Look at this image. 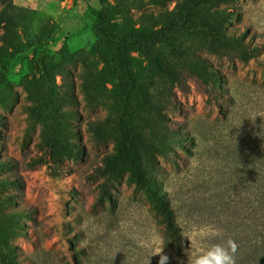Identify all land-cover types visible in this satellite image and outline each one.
I'll return each mask as SVG.
<instances>
[{
  "label": "rangeland",
  "instance_id": "obj_1",
  "mask_svg": "<svg viewBox=\"0 0 264 264\" xmlns=\"http://www.w3.org/2000/svg\"><path fill=\"white\" fill-rule=\"evenodd\" d=\"M169 68L183 83L163 101ZM155 101L164 130L147 126ZM108 118L157 145L148 182L99 174ZM65 128L79 155L56 162ZM263 214L264 0H0V264H159L140 244L156 234L187 264L194 220L238 243L237 264H264Z\"/></svg>",
  "mask_w": 264,
  "mask_h": 264
},
{
  "label": "trees",
  "instance_id": "obj_2",
  "mask_svg": "<svg viewBox=\"0 0 264 264\" xmlns=\"http://www.w3.org/2000/svg\"><path fill=\"white\" fill-rule=\"evenodd\" d=\"M223 15V11H218L213 13V19L204 21L211 32L219 31L217 22ZM190 67L197 74L207 75V69L202 65L200 59H194L190 62ZM165 72L167 84H163L156 92L157 97L163 101L168 100L173 89L183 83L182 74L178 70L169 68ZM209 83L210 81H208ZM152 106L155 109L156 116L153 119L147 118V126L154 131L166 129L167 125L160 118L164 105H159L155 101ZM94 131L99 139L112 138L115 141L114 151L105 155L103 159L104 164L98 169L101 176L115 178L124 173H128L132 181L138 183L148 182L147 176L144 174L142 168V161H150L153 159V155L157 152L158 147L147 134L130 126H121L120 122L111 121L110 118L96 123ZM68 133L69 129L65 128L51 145V154L55 157L56 162H61L64 154L69 157H77L79 155V145L68 141L66 138ZM156 201L162 214L163 224L169 232L170 239L176 243L180 251L183 243L182 233L179 232L180 227L174 222L169 210L160 202V199H156ZM262 218H264V214ZM255 238V245L258 250L264 251V227L257 230Z\"/></svg>",
  "mask_w": 264,
  "mask_h": 264
},
{
  "label": "clouds",
  "instance_id": "obj_3",
  "mask_svg": "<svg viewBox=\"0 0 264 264\" xmlns=\"http://www.w3.org/2000/svg\"><path fill=\"white\" fill-rule=\"evenodd\" d=\"M222 234V229L214 223H199L195 220L184 237L190 242L187 250V264H237L238 243L228 238L226 241L212 243ZM141 246L152 248V257L159 256V264H168L169 257L164 254L163 238L158 234L140 241ZM150 264V262H149Z\"/></svg>",
  "mask_w": 264,
  "mask_h": 264
}]
</instances>
